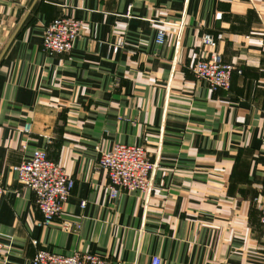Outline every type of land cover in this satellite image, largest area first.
Wrapping results in <instances>:
<instances>
[{"label":"crops","instance_id":"crops-1","mask_svg":"<svg viewBox=\"0 0 264 264\" xmlns=\"http://www.w3.org/2000/svg\"><path fill=\"white\" fill-rule=\"evenodd\" d=\"M56 15L80 31L46 54ZM204 31L240 69L228 89L192 76ZM114 142L154 160L149 192L109 196L97 155ZM32 147L74 180L46 225L10 168ZM0 183V264H31L36 246L105 264H264V0H0Z\"/></svg>","mask_w":264,"mask_h":264},{"label":"built area","instance_id":"built-area-1","mask_svg":"<svg viewBox=\"0 0 264 264\" xmlns=\"http://www.w3.org/2000/svg\"><path fill=\"white\" fill-rule=\"evenodd\" d=\"M180 25V23H179ZM175 34L174 44L178 43L180 27ZM81 20L69 15H56L45 22L42 29L40 45L46 54L66 53L73 40L79 34ZM165 31L157 28L154 41L163 42ZM199 42L207 48V53L193 60L190 66L192 76L203 81L210 89H228L233 71L240 72L231 62L224 60L221 53L215 49L213 36L204 31L199 35ZM28 123L22 125L27 131ZM24 144H20L23 148ZM97 164L105 172V186L109 196L114 197L121 189L139 190L145 193L151 188V176L155 165L140 144L114 142L110 147L98 150ZM10 168L15 172L16 180L22 186L29 188L33 194V203L40 213L39 225L48 224L61 210V204L66 200L73 187V177L54 159H51L44 147H32L28 154ZM0 183V198L3 194ZM253 200L258 206V223L263 232L264 242V193ZM84 205V200L79 201ZM61 227L68 229L71 223L62 220ZM36 246L37 240L31 238ZM5 247L0 241V258ZM31 264H105L104 258L93 252L73 250L62 252L36 246L30 258ZM148 264H159V258L151 255Z\"/></svg>","mask_w":264,"mask_h":264}]
</instances>
